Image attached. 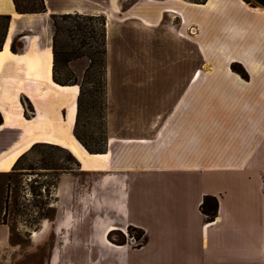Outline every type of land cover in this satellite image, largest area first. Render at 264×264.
<instances>
[{
    "label": "crops",
    "instance_id": "1",
    "mask_svg": "<svg viewBox=\"0 0 264 264\" xmlns=\"http://www.w3.org/2000/svg\"><path fill=\"white\" fill-rule=\"evenodd\" d=\"M45 4L29 14L0 0V16H11L0 43V172L36 143L79 162L59 174L53 215L29 230L33 251L51 242L46 264H264V8L246 0ZM68 13L105 17L108 54L112 38H128L127 25L132 38H147L143 50L135 45L138 60L108 62L101 153L75 134L81 84L54 79L50 15ZM206 196L218 199L214 221L201 210ZM131 228L144 232L141 244L108 238ZM19 247L0 223V263L19 259Z\"/></svg>",
    "mask_w": 264,
    "mask_h": 264
},
{
    "label": "rangeland",
    "instance_id": "2",
    "mask_svg": "<svg viewBox=\"0 0 264 264\" xmlns=\"http://www.w3.org/2000/svg\"><path fill=\"white\" fill-rule=\"evenodd\" d=\"M19 2L27 10L37 9L41 5L40 0H19ZM248 3L264 8V5L256 0ZM84 16L79 17L74 14L67 19H58L60 28L56 46V70L61 80L77 81L81 84L78 134L90 149L98 150L103 147L105 140L107 67L109 63L116 65V54L120 56L123 64H129L132 59L138 60L135 45L139 41L142 47L138 49L143 50L147 38H132L130 27L127 25L123 29L126 31L123 35L128 38H112L110 54H108L107 38L104 42L102 35L105 31L102 18ZM6 22L5 19L0 18V43L5 35ZM50 23L54 34L53 15H50ZM125 76L126 74H118L116 77ZM53 167H70L79 170V164L68 158V154L64 151L38 147L21 160L16 172L11 173L10 176L0 175V219L6 217V221L11 226L12 242L21 245L18 249L21 257L4 264H46L45 259L51 242L34 252L29 246V230L37 223L42 213H50L49 217L53 215L51 206L54 197L45 190V186L51 188V191L53 189L52 183L57 173ZM6 205L8 213L4 216ZM128 233L137 234L131 229Z\"/></svg>",
    "mask_w": 264,
    "mask_h": 264
},
{
    "label": "trees",
    "instance_id": "3",
    "mask_svg": "<svg viewBox=\"0 0 264 264\" xmlns=\"http://www.w3.org/2000/svg\"><path fill=\"white\" fill-rule=\"evenodd\" d=\"M41 1V5L39 8L37 9H33V10H27V9H24L22 7V5L20 4L19 0H14V3H15V7H16V11L18 13H29V14H36V13H44L45 11H47V7H46V4H45V0H40ZM248 2H252V0H247ZM258 2H260L262 5H264V0H256ZM74 14H55L54 15V34H53V52H54V79L57 83L59 84H62V85H69V84H78L77 81H63L59 78L58 74H57V70H56V60H57V49H56V46H57V37H58V33H59V28H60V23L58 21V19H67L68 17H73ZM75 15L81 17L83 14H79V13H75ZM84 17H88V18H94V17H100L102 18L103 20V25H104V28H105V31L103 32V38H104V42H106V26H105V17L104 16H94V15H85ZM0 18H3L5 19L7 22L6 24H8L11 16L10 15H1ZM106 44V43H105ZM233 69L240 72L244 77H247V73L245 71V69L243 68V66L240 64V63H233ZM80 115V114H79ZM2 115L0 113V124L2 123ZM78 123H79V117H78V122H77V126H76V129H75V134L76 136L79 138V140L82 141V139L80 138L79 134H78V130H77V127H78ZM83 142V141H82ZM105 142V140H104ZM85 144V143H84ZM85 146L87 147V149L92 152V153H101V152H104L105 150V143L103 145L102 148L98 149V150H92L90 149L86 144ZM38 147H49V148H53V149H59V150H62L64 151L65 153L68 154V158L70 159H73L77 164H79L78 160L76 159V157L67 149L59 146V145H54V144H49V143H36L34 144L30 150H28L25 154H23L18 160L17 162L15 163L14 167H13V170L10 171V172H0V175H6V176H10L11 173L13 172H16L18 169H19V164L21 162V160L23 158H25L27 155H29L33 150H35L36 148ZM47 161V160H46ZM46 163V162H45ZM47 164V163H46ZM48 165V164H47ZM57 173H56V176L54 178V182L52 183V188L54 189V187L56 186L57 184V179L59 177V174L60 172H63V171H69L71 170L70 167H53ZM51 188H48V186H45V190L47 191L48 194H51L53 195V189L52 191L50 190ZM50 192V193H49ZM7 200L9 199V197L6 198ZM218 199L216 197H213V196H206L204 198V201L201 205V210L202 212L207 216V219L209 221H214L216 219V216H217V212H218ZM8 207L6 205L5 207V215H7L8 213ZM50 213H42L40 215V218L39 220L37 221V223H35V225L32 227V229L34 228H37L38 227V224H39V221L41 218H44V217H49ZM0 223H3V224H9L8 221H6V217H3L2 219H0ZM31 229V230H32ZM130 230V229H129ZM131 230H134L137 232V234L135 235V237L137 238H140L143 236L144 232L142 230H137L135 228H131ZM130 235V233H129ZM131 236V235H130ZM108 238L109 240H111L112 242L114 243H117V244H125L126 241H127V235L125 233H123L122 231L120 230H112L111 232H109L108 234Z\"/></svg>",
    "mask_w": 264,
    "mask_h": 264
},
{
    "label": "built area",
    "instance_id": "4",
    "mask_svg": "<svg viewBox=\"0 0 264 264\" xmlns=\"http://www.w3.org/2000/svg\"><path fill=\"white\" fill-rule=\"evenodd\" d=\"M126 235L129 236V233H127ZM131 238H132L134 244L139 245V244H141L143 236L140 238H137V237H135V235H131Z\"/></svg>",
    "mask_w": 264,
    "mask_h": 264
},
{
    "label": "water",
    "instance_id": "5",
    "mask_svg": "<svg viewBox=\"0 0 264 264\" xmlns=\"http://www.w3.org/2000/svg\"><path fill=\"white\" fill-rule=\"evenodd\" d=\"M18 48L23 49V46H21L20 42L17 43Z\"/></svg>",
    "mask_w": 264,
    "mask_h": 264
}]
</instances>
